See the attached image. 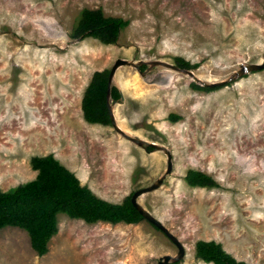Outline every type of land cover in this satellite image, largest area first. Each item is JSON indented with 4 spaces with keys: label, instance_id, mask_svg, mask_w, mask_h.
<instances>
[{
    "label": "rangeland",
    "instance_id": "obj_1",
    "mask_svg": "<svg viewBox=\"0 0 264 264\" xmlns=\"http://www.w3.org/2000/svg\"><path fill=\"white\" fill-rule=\"evenodd\" d=\"M85 9L130 24L116 44L75 39ZM178 58L197 65L202 82L225 83L203 91L182 72L149 71L150 62ZM119 59L146 63L116 72L118 127L173 155L164 184L138 199L186 249L168 264H208L196 257L199 241L221 244L238 262L264 264V70L231 80L242 65L264 61V0H0V189L34 180L36 156L53 155L113 204L166 174L164 151L84 119L93 74ZM192 170L218 187L189 186ZM166 255L177 257V246L145 219L87 224L61 214L42 257L25 230H0V264H158Z\"/></svg>",
    "mask_w": 264,
    "mask_h": 264
},
{
    "label": "trees",
    "instance_id": "obj_2",
    "mask_svg": "<svg viewBox=\"0 0 264 264\" xmlns=\"http://www.w3.org/2000/svg\"><path fill=\"white\" fill-rule=\"evenodd\" d=\"M129 24L130 21L123 18L105 16L101 9H85L81 12L72 37H92L104 45L116 44L121 31ZM175 61L182 69L197 68V65L181 58ZM109 74L108 70L95 72L85 90L82 111L84 119L90 124H112L107 106ZM193 86L203 91L216 89L196 84ZM121 97V91L112 86L111 99L118 101ZM171 119L177 121L179 117L172 115ZM31 166L38 172L34 180L10 191L0 189V230L6 227L25 230L29 234L32 248L40 257L49 252L50 241L59 232L61 214L87 224H138L144 220L131 202L132 195L122 204H113L98 197L89 187L82 186L76 174L53 155L36 156L32 158ZM186 181L193 188L218 187L211 177L195 170L188 172ZM196 257L208 264H246L238 262L215 241H199L196 245Z\"/></svg>",
    "mask_w": 264,
    "mask_h": 264
},
{
    "label": "water",
    "instance_id": "obj_3",
    "mask_svg": "<svg viewBox=\"0 0 264 264\" xmlns=\"http://www.w3.org/2000/svg\"><path fill=\"white\" fill-rule=\"evenodd\" d=\"M145 63L146 62H144V61L135 63L133 61L123 60V59H119L115 62L114 66L110 70V74H109L108 92H107V106L109 109V113L111 116L113 127L118 133L123 135V137H125L127 140L135 143L136 145L140 146L141 148H143L147 151H150V150H148V148H151L152 149L151 151L162 150L168 156V167H167L166 174L161 179H159L155 184H153L151 187L136 191L132 195V199H131L133 206L144 217V219L147 220L148 222L152 223L153 225H155L157 228L161 229L170 238V240L177 246V248H178L177 257H172L170 255H166V256L160 258L159 263H158V264H168L174 260L180 261V260L184 259V257L186 256V249H185L184 245L178 240V238L176 236H174L158 219H156L146 208H144L138 202V199L143 194L154 191V190L160 188L164 184L166 175L170 174L173 170V155L165 146H160L154 142H148V141H145V140H142L139 138H134V137L128 135L127 133H125L120 127H118V125L116 123V118H115V115H114V112L112 109V106L116 105L118 103V101L112 100V102H111V88L113 86V82H114V78H115L117 70L122 66H133L139 71L140 66L144 65ZM149 65L151 66L149 71L152 70V68H154L156 66H163V67H166V68L187 74V75L191 76L195 82L201 84V86H203V87L216 88L217 86L223 85L225 83V82L211 83V84L204 83L195 75L193 70L182 69V68H180L174 64L166 63L163 61L150 62ZM262 70H264V61L260 64L242 65L240 71L236 72L235 76L231 80L242 78L247 73H252L255 71H262ZM142 74L145 75L146 73H142ZM122 99H123V96H122Z\"/></svg>",
    "mask_w": 264,
    "mask_h": 264
},
{
    "label": "flooded vegetation",
    "instance_id": "obj_4",
    "mask_svg": "<svg viewBox=\"0 0 264 264\" xmlns=\"http://www.w3.org/2000/svg\"><path fill=\"white\" fill-rule=\"evenodd\" d=\"M176 66H178L177 64H176ZM141 69V68H140ZM121 99H122V97H121ZM112 126H113V124H111Z\"/></svg>",
    "mask_w": 264,
    "mask_h": 264
},
{
    "label": "clouds",
    "instance_id": "obj_5",
    "mask_svg": "<svg viewBox=\"0 0 264 264\" xmlns=\"http://www.w3.org/2000/svg\"><path fill=\"white\" fill-rule=\"evenodd\" d=\"M133 195V194H132Z\"/></svg>",
    "mask_w": 264,
    "mask_h": 264
}]
</instances>
